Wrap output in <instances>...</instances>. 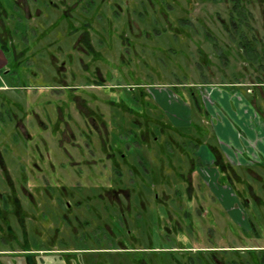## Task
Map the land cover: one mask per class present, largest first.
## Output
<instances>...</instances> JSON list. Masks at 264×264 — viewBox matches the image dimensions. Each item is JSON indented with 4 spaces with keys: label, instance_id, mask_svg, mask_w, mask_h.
I'll use <instances>...</instances> for the list:
<instances>
[{
    "label": "rangeland",
    "instance_id": "rangeland-1",
    "mask_svg": "<svg viewBox=\"0 0 264 264\" xmlns=\"http://www.w3.org/2000/svg\"><path fill=\"white\" fill-rule=\"evenodd\" d=\"M51 1L54 6L18 0L20 7L0 11V36L12 42L15 58L8 54L6 71L0 69V193H14L27 213L29 244L38 251L31 258L39 261L47 256L41 250L51 248L69 252L58 253L72 264H173V257L181 264L185 256L191 264H264V165L231 166L224 158L228 179L209 167L203 183L197 179L202 162L187 138L201 129L203 141L214 145L213 101L219 109V101L229 98L241 121L258 125L250 159L264 157V62L260 68L250 63L239 47L243 33L264 50V0ZM229 23L243 25L231 36ZM21 31L28 40L13 33ZM85 31L105 61L89 60L91 49L76 40ZM87 69H95L100 81ZM216 87L234 93L216 90L215 98ZM119 98L127 106L137 100L144 116ZM189 111L192 128L170 127L168 119L186 123L181 118ZM150 118L164 122V129ZM136 124L145 133L139 135L148 167L142 171L132 164L136 155L116 138L119 129L138 131ZM212 159L207 154L206 164ZM117 176L126 183H116ZM131 177L135 183H128ZM115 185L130 193L128 207L115 205L114 195L107 199ZM139 201L145 210L135 217ZM165 214L178 215L185 231L177 232ZM119 216L125 221L121 232L113 226ZM9 217L6 223L0 219V264H25V254L7 251L27 246L17 218ZM84 235L87 242H76ZM60 236L75 241L44 242ZM175 239L184 240L185 248ZM211 247L222 250H205ZM254 248L261 250L251 253Z\"/></svg>",
    "mask_w": 264,
    "mask_h": 264
},
{
    "label": "flooded vegetation",
    "instance_id": "flooded-vegetation-1",
    "mask_svg": "<svg viewBox=\"0 0 264 264\" xmlns=\"http://www.w3.org/2000/svg\"><path fill=\"white\" fill-rule=\"evenodd\" d=\"M34 1V4L37 3V4H44V5H49V4H55L53 1L51 0H43L41 2V0H33ZM8 5V6H7ZM14 6H21L20 3H18V0H9V4H5L3 0H0V11H4L6 12L7 11V7L9 9V7L13 8ZM49 6H54V5H49ZM9 12V11H8ZM10 13V12H9ZM10 19V17H9ZM25 25V23H23ZM222 24V27H223V23ZM58 24L55 23L53 25L54 26H57ZM69 25H71V23H69ZM230 25V23H229ZM67 26H68V23H67ZM66 26V27H67ZM32 27L35 28L36 30V27H35V24L32 25ZM71 28L72 29H76V27L72 26L71 25ZM225 28V26H224ZM229 28V27H228ZM226 30V28H225ZM228 31V30H226ZM15 33V35L20 38V37H25L26 40H28L26 38V34L24 33V31H21V32H13ZM68 33V32H66ZM234 32H231V36H234ZM6 35H8V32H6ZM75 35H76V32H75ZM10 37L11 36V32L9 31V35ZM6 39V40H5ZM84 40L83 42L79 41L80 42V45L81 46H86V47H89L92 51L91 53V57H89V60L93 59V61H97V60H101V61H105L103 59V57H99L98 55H96L94 53V50H92V47L93 46V42H92V37L91 35L88 33V32H77V35H76V40ZM231 39L233 40V38L231 37ZM3 40V41H1ZM10 40L8 39V37H4V36H0V58L3 57V60L0 59V69H2L4 66V69H2V72L3 71H6V65L8 63V54L10 57H13L14 56V52L11 51L13 50L14 48H9L8 47V43H12V42H9ZM9 48V49H8ZM58 50V49H57ZM56 50V51H57ZM84 51V49H83ZM242 52V51H241ZM25 54V53H24ZM51 55L53 56H56L57 53H50ZM65 54L63 52H59L58 53V56H62ZM14 58V57H13ZM15 59V58H14ZM122 58H119V61H121ZM81 60V59H79ZM62 64L64 63V60H61L60 61ZM16 63V62H15ZM112 63H110L111 65ZM116 64V63H115ZM85 66H88L87 68H89V63H86ZM95 69H97V71L99 72L98 68L96 67ZM95 69L92 70H89L87 69V71H90L91 72V75L90 76H93V78L97 75L96 73L94 72ZM96 80H98V82L100 81V79L97 77ZM102 82V81H101ZM234 83H230L231 86H233ZM116 86H119L120 84H115ZM79 85L75 84V86L73 87H78ZM203 86H206V85H203ZM227 86V85H225ZM204 88H200V93L201 92H204L203 90ZM213 89V88H212ZM214 89H217L219 91H221V93H225L226 95L228 96H231L234 91H232V88L231 87H222V88H214ZM234 90V89H233ZM175 93V92H174ZM176 94V93H175ZM204 94V93H203ZM203 94L201 95V97L203 96ZM209 94V93H208ZM207 96V95H206ZM210 97V96H209ZM119 100H122V98H119ZM229 101V106H230V109L231 111H236V108L234 107V103H233V100L232 99H228ZM134 102L131 103L130 106H127L126 102L125 101H119L122 105L126 106L127 109H129L130 112H134L135 115H137L138 113L140 114V116H144V114L142 113L141 110H138V108L140 107V104L138 103L137 100H133ZM179 101L180 102H183V105H185L186 101L184 100V98L182 96H180L179 98ZM112 102H116V101H112ZM212 102V101H211ZM126 103V104H125ZM213 103L215 104V106L217 107V102L216 101H213ZM159 104V103H157ZM187 104V103H186ZM221 104V103H220ZM252 106V104H250ZM201 107V105H200ZM215 107V111H214V122L212 125L216 124L215 126H217V129L213 128L214 130V133H213V139L215 141V144L214 145H211L208 141H203L202 139V130L201 129H198L197 130V134L194 135L192 137L189 136L187 137L189 139V141H192V142H189L188 144L191 145V148L193 149L194 153H196L197 151V156L199 157L200 162L202 165H199V167H202L204 170L203 173H199L197 179H201L203 183L206 182L205 180V173L209 167L210 168H213V171L215 174H217V177L219 176V172H221V175L224 174V172L229 168V165L227 164H224L223 161H224V158L227 159V161L229 162V164L231 166H247V165H264V163L262 162L264 160V157L260 155V160H251L250 159V155H249V151L248 149H250L252 151L255 150V145H254V140H253V137L255 138L256 136V129L258 127L255 128V126H258L257 124H254L251 120V123L249 125V131H245L243 130L239 124L237 123V121L235 120V118L229 113L227 112L224 107L222 106V104L220 105L219 109L218 107L216 108ZM202 108H203V114L204 116H208L207 112H206V105L202 102ZM163 109V108H162ZM138 112V113H137ZM165 112V110H164ZM176 114V113H174ZM173 114V118L174 120L177 119V115L176 116ZM257 116H258V119L260 120V122L263 121V119L261 118V115L256 112ZM146 119V117H144ZM181 118V117H180ZM264 118V117H263ZM148 119V118H147ZM168 119V118H167ZM184 122L186 121V123H178V122H174L173 120L171 119H168V123L170 124V127L174 128L175 127H189V128H192L195 124L194 122L191 120V115H190V111L188 113H186V115L184 116V118H181ZM150 122L151 123H154L155 121L153 119L150 118ZM264 122V121H263ZM226 123H228L231 131H232V135L231 136L230 134H221L220 133V130H218V128L222 125H225ZM161 124V125H160ZM159 125L157 124V122H155V127H157L160 131H162L164 128V122L160 123ZM167 126H169L167 124ZM136 127H139L137 126L136 124ZM198 128V127H197ZM251 133V134H250ZM145 133L142 132V128L141 126L139 127V130H133V129H119V132H117V141L120 143V144H125L126 145V148H127V152H130L131 155H136V163H132L135 170H137V166H139L141 168V171L143 168H148L147 167V164H144L143 165V162H144V156L142 155V150H143V147L146 146V144H144L145 142H142V140L140 139V136H144ZM140 135V136H139ZM129 137L131 136V142H127L126 140V137ZM156 138V137H155ZM253 141V142H252ZM118 143V144H119ZM144 144V145H143ZM168 144V142L166 143ZM239 145L242 146V148L244 149L241 153L239 152ZM121 146V145H118V147ZM167 146V145H166ZM133 148V149H131ZM133 150V152H132ZM204 151V154H205V157L204 155L202 154V152ZM207 154L211 157H213L212 159V162L215 160L218 159L219 162H217L216 166H212L211 163L210 164H206L208 161L206 160L207 158ZM124 154H121V156H123ZM111 156V155H110ZM262 160V161H261ZM112 162V161H111ZM115 164V162L113 163ZM132 166V165H131ZM130 166V167H131ZM137 167V168H136ZM132 169V167H131ZM232 170V169H231ZM217 171V172H216ZM115 172L117 173V175H120V171L118 169L115 170ZM133 172L132 170H130V173ZM130 177V176H129ZM221 177L222 179H228L227 176L225 175H222V176H219ZM118 178V176H117ZM134 179H132V177L129 179V182L128 183H135L136 181H132ZM116 183L118 184H125L126 182H124L122 179H117L116 180ZM152 185L154 184V182L151 183ZM186 187L185 188V192L188 191L189 187H188V184L190 185V181H187L186 182ZM117 186V185H115ZM108 190H112L111 192H108L107 193V196L109 200L113 201V199L111 198V195H114V200H115V205L117 206H121L123 207L124 205L126 207L129 206V203H128V196L130 195L129 192L126 191V188L124 187H121V186H117L116 188H110ZM189 192V191H188ZM187 192V193H188ZM175 195L178 196L180 198L181 196V192L180 191H177L175 192ZM11 196V197H10ZM136 196L138 197V199H141V197H139L140 195L138 193H136ZM17 197L15 196L14 193H10V194H3V193H0V219L2 220V222L6 223L8 221H10V217L8 218V215L9 214H12L14 217H16V222L18 224V227L20 229V237H22L23 239V243H25L27 246H24L25 248L23 249H18V251H16L14 248H11L12 250H7V251H10L9 254H25V264H72V261H70L67 257L65 256H61L60 253L62 252H65V249H43V250H47V251H42V253H44L45 257H48L45 259V257H40L39 261H34L31 257H32V253H38V251H33L30 247V244H29V240H28V235H27V220L25 219V217H28L25 212V210H23L20 205L18 204L19 202H17ZM12 200V201H11ZM222 203V200L219 199ZM140 204H139V208H135V217L138 215V211L139 210H145L144 208H142V202L139 201ZM70 203H68L66 201V204L65 206H68ZM163 206V205H162ZM164 207V210H165V213H166V209H165V206ZM121 209V208H120ZM138 209V210H137ZM121 212L123 213V208L121 210ZM122 213H120L119 215H122ZM166 215V214H165ZM107 216L109 217V219L111 220V218H114L111 214H107ZM167 216V215H166ZM168 217V216H167ZM115 222L113 221V226L116 227L117 230H119L120 232L121 231H124L125 229V221L124 219H122L121 216H119L118 218L115 217ZM168 220L174 225L177 227L176 231L177 232H184L185 231V224L183 225L181 222H180V218L178 217V215L176 216V219H172V217H168ZM177 222V223H176ZM182 224V226H181ZM187 227L190 226V224H186ZM111 226V225H110ZM112 229V228H111ZM105 231H107L106 229H104ZM188 230H189V227H188ZM8 231V230H7ZM114 229L111 230V232L113 233L114 235ZM2 234V233H1ZM3 234H13L15 235L14 233H10V232H7V233H3ZM121 235V233H120ZM120 235H117V236H120ZM110 236V235H108ZM1 237V235H0ZM83 238L81 240H76L77 241H83V242H87V237L84 235L82 236ZM187 240V238H186ZM71 242V241H75V240H71L69 241V239H62V237H57V239L55 240H48L47 241H44L45 243H48L49 244H55L56 242ZM50 242V243H49ZM93 242V241H91ZM120 244H121V241H119ZM175 242H178L177 244H180V248H185L184 244H186V242L184 240H178L176 241L175 239ZM29 245V246H28ZM119 246H122L119 245ZM125 246L123 245L122 247H120L119 249H124ZM187 247V246H186ZM152 248V247H150ZM250 249H252V247H249ZM255 249V248H254ZM30 250V252H29ZM198 250V249H197ZM205 250H209V251H216V250H222L221 248L219 249L218 247H211V248H208V249H205ZM255 250H259V249H255ZM21 251H28V252H21ZM60 252V253H58ZM58 253V254H57ZM66 254L69 253V252H65ZM76 253V252H74ZM77 254V253H76ZM186 258L183 260V262L181 264H191V260H189L190 257H187L185 256ZM198 257H199V260L198 262L202 261V258H201V254H198ZM64 259V260H63ZM178 260L176 258L173 257V264H178L177 263ZM19 263H22L21 261ZM144 263V262H143ZM24 264V263H22ZM138 264H141L140 262H138ZM145 264V263H144Z\"/></svg>",
    "mask_w": 264,
    "mask_h": 264
},
{
    "label": "trees",
    "instance_id": "trees-1",
    "mask_svg": "<svg viewBox=\"0 0 264 264\" xmlns=\"http://www.w3.org/2000/svg\"><path fill=\"white\" fill-rule=\"evenodd\" d=\"M234 1V0H233ZM237 1V0H235ZM236 4V3H234ZM234 6V5H233ZM235 7V6H234ZM243 23H230L229 29L232 30V32H236L237 31V26L240 27L242 26ZM256 39H252V38H247L245 34L241 33L239 36V47L242 51V54L244 55L243 58L247 61L251 62H258V67L260 68L261 66V62H264V50L262 52H259L257 47H256ZM251 250V249H249ZM261 250V249H259ZM255 249L252 250L251 253H254ZM259 252H264V251H259ZM257 256H259L260 254H256ZM235 264V263H232Z\"/></svg>",
    "mask_w": 264,
    "mask_h": 264
},
{
    "label": "crops",
    "instance_id": "crops-1",
    "mask_svg": "<svg viewBox=\"0 0 264 264\" xmlns=\"http://www.w3.org/2000/svg\"><path fill=\"white\" fill-rule=\"evenodd\" d=\"M217 89H214L213 91H214V95H215V93L217 94V96L215 95V98L216 97H218L219 96V94L217 93V91H216ZM212 91V92H213ZM216 91V92H215ZM222 94H225V93H223L222 92ZM228 96V95H227ZM229 99V98H228ZM228 99H225L224 100V102L223 101H219L221 104H222V106L224 107V109L228 112V110L230 111L229 113L235 118V120L237 121V123L239 124V126L243 129V130H245V131H249V125L246 123V122H243V121H241L240 120V118H238V114H237V112L236 113H234V112H232L231 110H230V107H229V100ZM233 100V99H232ZM215 129H217V126H215ZM218 130H220V133L222 134H230L231 136H233L232 135V131H231V129H230V127H229V125H228V123H226L225 125H222V126H220L219 128H218ZM251 134V133H250Z\"/></svg>",
    "mask_w": 264,
    "mask_h": 264
}]
</instances>
